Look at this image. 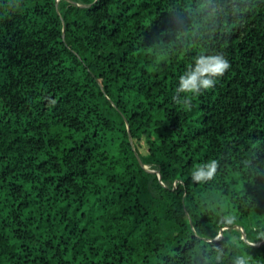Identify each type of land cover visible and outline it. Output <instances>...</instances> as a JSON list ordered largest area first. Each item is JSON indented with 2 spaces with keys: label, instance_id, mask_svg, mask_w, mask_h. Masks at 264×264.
I'll list each match as a JSON object with an SVG mask.
<instances>
[{
  "label": "trees",
  "instance_id": "trees-1",
  "mask_svg": "<svg viewBox=\"0 0 264 264\" xmlns=\"http://www.w3.org/2000/svg\"><path fill=\"white\" fill-rule=\"evenodd\" d=\"M261 233L264 0H0V264H264Z\"/></svg>",
  "mask_w": 264,
  "mask_h": 264
},
{
  "label": "clouds",
  "instance_id": "clouds-1",
  "mask_svg": "<svg viewBox=\"0 0 264 264\" xmlns=\"http://www.w3.org/2000/svg\"><path fill=\"white\" fill-rule=\"evenodd\" d=\"M236 8L239 4L235 5ZM215 3L208 4L206 11L216 12ZM230 67L229 61L220 53H205L197 55L189 67L180 75L176 93L183 94V99L186 104H190V96L199 95L204 90L212 88L217 81V78ZM218 166V161L210 159L200 162L197 167L192 170L191 179L195 182H206L215 175ZM264 235V233H261ZM254 240H249L248 244L253 245ZM222 257V252L218 254L217 260ZM232 264H249V259L245 253H240L232 258Z\"/></svg>",
  "mask_w": 264,
  "mask_h": 264
},
{
  "label": "rangeland",
  "instance_id": "rangeland-1",
  "mask_svg": "<svg viewBox=\"0 0 264 264\" xmlns=\"http://www.w3.org/2000/svg\"><path fill=\"white\" fill-rule=\"evenodd\" d=\"M140 150L144 152V147H143V143L139 145Z\"/></svg>",
  "mask_w": 264,
  "mask_h": 264
},
{
  "label": "water",
  "instance_id": "water-1",
  "mask_svg": "<svg viewBox=\"0 0 264 264\" xmlns=\"http://www.w3.org/2000/svg\"><path fill=\"white\" fill-rule=\"evenodd\" d=\"M135 155H136L137 161H138V162H139V164L141 165V161H140V159H139L138 155H137V154H135ZM243 237H244V234H243Z\"/></svg>",
  "mask_w": 264,
  "mask_h": 264
}]
</instances>
